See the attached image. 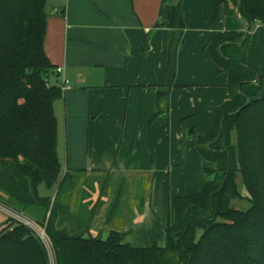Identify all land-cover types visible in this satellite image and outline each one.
I'll return each instance as SVG.
<instances>
[{
	"label": "trees",
	"instance_id": "1",
	"mask_svg": "<svg viewBox=\"0 0 264 264\" xmlns=\"http://www.w3.org/2000/svg\"><path fill=\"white\" fill-rule=\"evenodd\" d=\"M222 3L226 29L208 47L228 73L230 98L205 133L190 130L200 154L216 163L209 170L214 177L199 191L169 197L173 216L165 226V244L143 247L124 241L125 231L113 229L102 239L58 225V197L70 173L61 180L54 103L64 90L51 81L59 72L45 49L48 0H0V202L25 215L35 205L44 207L39 224L51 239L57 264H264V95L243 89L262 77L247 52L253 25L264 24V0L241 1V16L251 25L244 40L237 0H220L214 16ZM167 10L163 26H178L182 34L181 5ZM177 47L170 48L169 77L158 88L157 100L174 83ZM247 96L250 103L237 111ZM238 179L248 192L247 209L232 205L233 199L243 198ZM42 183L58 185L54 198L39 194ZM0 264L50 262L40 237L8 217L0 227Z\"/></svg>",
	"mask_w": 264,
	"mask_h": 264
},
{
	"label": "crops",
	"instance_id": "2",
	"mask_svg": "<svg viewBox=\"0 0 264 264\" xmlns=\"http://www.w3.org/2000/svg\"><path fill=\"white\" fill-rule=\"evenodd\" d=\"M219 1L48 0L52 9L48 16L45 49L56 68L63 67V71L57 76L61 74V79L69 80V86L63 89L64 95L60 98L64 104L67 144L66 164L62 163L61 180L66 171L71 175L79 171L125 173L132 170L156 169L157 159L152 158L151 167H143L132 156L129 157L122 151V144L114 153H104L107 168L100 165L95 153L90 156L91 121H98L104 110L101 104H95L97 93L103 91L101 95L104 97L105 91L116 88H121L122 96L125 97V113L123 122L121 123V119L116 117L114 124L121 125L123 130L128 121L127 117L137 115L140 106L146 108L150 116L151 136L154 135V123L163 119L164 129L161 140H165L168 171L174 167L190 168L194 163H200V156L205 159L198 150L197 141L193 146L192 143L197 138L190 133V130H194L197 134L205 133L216 110L230 98L227 87L228 73L213 60L208 47L210 40L226 29V14L222 16V25L212 28L210 33H206L209 31L200 25H196L197 29L194 31V28L187 23L190 18H183L184 27L181 46L176 54L174 83L168 95L159 100H157L158 88L165 85L169 77L168 58L175 28L162 24L155 30L154 28L157 23L162 22L160 21L162 12L167 10L169 5L180 4L182 11L191 8L203 10L204 22H208L210 12L214 11ZM219 10L224 12L225 7L223 9V6L219 5ZM159 28L165 29L169 37L166 43H161L167 56L165 64H160L158 69L157 64L154 66L153 60L149 59H152V55L156 52L152 35ZM149 33L151 34L148 37ZM254 35V32L251 33L247 59L256 67L251 62L250 44L254 40ZM145 61L146 66L143 67ZM77 74L79 78H76ZM262 86L257 79L255 82H249L244 90L248 94L257 93L261 96L264 95V91L259 90ZM56 103L54 108L57 116ZM140 118L141 116L138 117ZM135 134L136 137L138 134L141 135L138 131ZM209 164L206 166L208 171L216 168L215 162L209 161ZM209 173L205 183L214 177V174L210 171ZM205 183L198 186L202 188ZM57 187L58 185L54 187L55 195ZM71 187L76 186L72 184ZM68 192L59 205L61 213L58 220L62 219V225L73 232H81L86 237L93 236L90 227L84 228L77 219L80 217L77 214L73 216L77 195L74 190ZM103 194L104 191H101V196ZM118 196L114 204L119 203ZM88 197L85 199L87 200ZM85 203H87L86 208L93 212L94 208L88 205V202ZM63 208L70 213H66ZM95 217V214H91L90 221ZM110 219L111 213L106 222H110ZM106 229L107 237L113 229L127 232L124 241L129 242L127 237L133 231L134 224L128 229L124 227H106Z\"/></svg>",
	"mask_w": 264,
	"mask_h": 264
},
{
	"label": "rangeland",
	"instance_id": "3",
	"mask_svg": "<svg viewBox=\"0 0 264 264\" xmlns=\"http://www.w3.org/2000/svg\"><path fill=\"white\" fill-rule=\"evenodd\" d=\"M220 5L223 6V9L224 7L226 8L225 3ZM51 9V3L49 2L47 6L48 13L51 12ZM215 9L213 12H210L208 22H204L205 14L203 10H194L191 8L182 11V6L181 17L182 20L185 17L190 18L187 23L194 28V31L197 29L195 26L200 25L209 31L206 33H210L212 28H218L223 23L222 16L225 10L223 12L218 7L217 14L214 16ZM166 12V9L162 12V19L160 21H164ZM199 13L201 14L199 15ZM213 17L215 18L213 19ZM192 21L194 24H192ZM253 32L255 34L253 36L254 40L250 44L251 62L256 65L259 74L262 76L260 80L262 86V82H264V24L255 23L251 29L252 34ZM150 34H148V37ZM152 36L154 40L153 44L156 45V52L152 55L153 58L149 60H153L154 66L157 64L159 69L160 64H165L167 56L165 51H163L164 46H161V43L167 42L169 34L165 29L159 28ZM181 38L182 36L178 43L177 54L181 46ZM145 66L146 61L143 67ZM76 78H79L78 74ZM51 81H57L63 86L61 74L58 76L52 74ZM248 84L249 82L245 83L243 89ZM259 90L263 92L264 85ZM101 93H97V101L95 104H101L104 110L98 121H91L90 156L95 153L100 165L107 168L106 154L114 153L119 145L122 144V151L127 153L129 157L132 156L143 167H151L153 164L151 161L152 158L157 159L156 169L151 171L140 170L144 172L132 170L125 173L119 171L112 173L108 171L73 172L66 179L61 189L58 197V205L62 204L61 201L69 193L68 191L74 190L77 198L73 216L77 214L80 217L77 218L79 219V223L84 228H88L89 226L93 236L105 238L107 237L106 227H124L128 229V227L134 224L133 231L127 237L132 245L143 247L150 246L154 243L164 245L166 241L165 226L168 218L173 216L172 209H169V197L173 198L179 194L200 189L201 186L198 185L205 183L210 175L206 167L210 165L209 161L200 156V163H194L190 168L182 169L180 167H174L171 171H168L165 140H161L164 129L162 126L163 119H159L154 123V135L151 136L149 132L150 116L146 108L140 106V112L137 115L127 117L128 121L125 130H123L121 125L114 124L116 117L121 119V123L124 120L125 97L122 96L121 88L105 91L103 93L104 97H102ZM55 102H57L58 151L61 161L65 165L67 144L64 104L60 98ZM139 116H141L140 119H138ZM136 131L141 135L139 136L138 134L136 137ZM196 141L192 143L193 146H195ZM238 182L240 183L243 198L233 199L232 205L247 209L250 205V202L246 198L248 192L242 184L241 179H238ZM72 184H75L76 187H71ZM38 191L41 196L50 195L53 198L55 195L54 187L49 188L44 183L39 185ZM101 191H104L103 196H101ZM117 196L119 203L114 204L113 202ZM85 197H88L87 200ZM85 202H88V205L94 208L93 212L86 208L87 203ZM63 210L66 212L65 208ZM66 213H70V211L67 210ZM109 213H111V219L110 222H106ZM26 214L39 223L44 218L45 209L41 205H35L28 209ZM91 214L96 215L93 221L89 219ZM8 217L9 215L0 211V227ZM57 223L63 226L62 219ZM47 250L50 264H53V250L51 248Z\"/></svg>",
	"mask_w": 264,
	"mask_h": 264
},
{
	"label": "built area",
	"instance_id": "4",
	"mask_svg": "<svg viewBox=\"0 0 264 264\" xmlns=\"http://www.w3.org/2000/svg\"><path fill=\"white\" fill-rule=\"evenodd\" d=\"M57 71L62 72L63 67L59 66L57 68ZM67 86H69V80L67 78H64L62 88L64 89ZM0 211L6 213L13 220L22 223L23 225L27 226L32 231H34L40 237V239L43 241V243L45 244L47 249L51 248L53 250V255H54L53 264H57L56 256H55V252L53 249L51 239L48 236L44 226L40 225L39 223H37L36 221L31 219L29 216L23 214L22 212H19L17 210L12 209L8 205L4 204L3 202H0Z\"/></svg>",
	"mask_w": 264,
	"mask_h": 264
},
{
	"label": "water",
	"instance_id": "5",
	"mask_svg": "<svg viewBox=\"0 0 264 264\" xmlns=\"http://www.w3.org/2000/svg\"><path fill=\"white\" fill-rule=\"evenodd\" d=\"M241 1H242V0H237L236 12H237V15H238L240 21L243 23V25H244V27H245L244 35H243V38H242V39L244 40V39L247 37V35H248L249 31H250V27H251V25H250V22H249V21L244 20V19L242 18V16H241V13H240V4H241ZM168 19H169V11L167 10V12H166V17H165L164 21H162L161 23H157L156 26H155V28H154V30H155L160 24L163 25L164 23H166V22L168 21ZM180 37H181V32H180V30H179V27L177 26V27H176V30H175V36H174L173 44H172V50H175L176 47L178 46V43H179V41H180ZM238 43H241V41H239ZM221 48H222V46L220 47V51H221ZM255 81H257V79H255V80H253V81H251V82H255ZM250 101H251V98H250L249 96H247L245 104H244L243 106H241L237 111H239L242 107L248 105V104L250 103ZM232 113H233V112H232ZM223 121H224V118L222 119V122H221V128H222V125H223ZM210 143H211V142H209V143L207 144V146H210Z\"/></svg>",
	"mask_w": 264,
	"mask_h": 264
}]
</instances>
